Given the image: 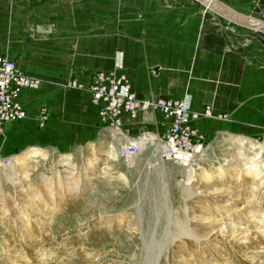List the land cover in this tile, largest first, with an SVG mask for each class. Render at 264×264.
Returning <instances> with one entry per match:
<instances>
[{"label":"rangeland","instance_id":"1","mask_svg":"<svg viewBox=\"0 0 264 264\" xmlns=\"http://www.w3.org/2000/svg\"><path fill=\"white\" fill-rule=\"evenodd\" d=\"M127 1L99 0L96 11L94 6L78 10L76 18L82 16L84 25L88 17L100 26L111 25L123 17ZM217 2L264 20V3L243 7ZM166 5L210 15V29L201 14L180 18L177 30L181 33L190 21L189 42L197 46L212 36L215 46L233 55L242 38L247 54L264 52L263 28L248 29L245 22L195 0H167ZM124 28L118 26L119 34ZM117 55L121 62L123 55ZM261 73L263 62L243 60L237 70L222 67L212 82L196 83L223 105L217 114L211 101L203 103L202 112L195 109L200 115L195 122H203L199 128L192 125L201 149L188 166L164 158L156 132L144 127L127 141L126 131L113 137L100 130L97 139L82 145L68 132L67 147L39 137L15 153L6 129L11 122L1 124L0 207L6 208L0 210V264H264V115L236 120L234 113L238 100L246 111L251 100L264 96ZM28 78L40 87L44 81ZM68 83L61 86L86 92ZM39 116L42 133L47 109ZM136 143L141 144L127 150ZM254 165L258 177L247 171ZM190 169L194 175L188 180Z\"/></svg>","mask_w":264,"mask_h":264},{"label":"crops","instance_id":"2","mask_svg":"<svg viewBox=\"0 0 264 264\" xmlns=\"http://www.w3.org/2000/svg\"><path fill=\"white\" fill-rule=\"evenodd\" d=\"M228 1L243 7L264 3V0ZM98 2L0 0V56L15 61L22 74L44 80L38 90L25 91L20 97V103L27 112L25 121L6 125V129H10L7 134L12 139L9 147L11 152L19 153L25 144L31 140L35 142L39 137L47 142L52 141L50 144L54 146L67 147L68 132L73 133L74 141H82L81 145L89 139H97L100 130L113 137L126 131V141L134 137V131L139 127L156 132L161 141L166 135L168 122L158 112L140 113L136 120L124 115L119 132L105 127L89 93L61 86L72 78L88 85L91 75L95 73L125 75L138 99H190L191 109H197L196 112H202L203 103L211 101L217 114L223 105L221 100L207 95L204 87L196 83L212 82L222 67L226 72L234 67L237 70L238 61L264 63V52L259 55L247 54L243 49L242 38L240 42H235L236 46L239 44L236 53L228 55V52L212 43L215 41L212 36L198 46L189 42L191 33L187 30H190V21L186 27L183 25L181 33L177 30L180 18L193 19L201 15L202 21L205 17L209 25L205 28L210 29L214 21L206 12L201 14V11L196 12L191 7L168 8L167 0H128L126 3L129 7L122 13L123 17L114 20L111 25L100 26L91 17H88L90 19L84 25L82 16L76 18L78 10L82 13L94 6L96 11ZM118 26L125 27L120 34ZM237 33L242 36L240 29H235V35ZM51 35L53 41H50ZM116 52L124 55V66L118 72H113L119 61ZM247 74H253L252 68ZM261 82L264 85V73H261ZM255 98L250 99L246 111L243 105L238 106L242 100L236 102V120L244 115L247 119L264 115L260 106H264V96ZM42 109H47L48 121L42 133H38L39 113ZM199 122H195L194 126L199 128L203 123ZM127 130L133 131L129 133Z\"/></svg>","mask_w":264,"mask_h":264},{"label":"built area","instance_id":"3","mask_svg":"<svg viewBox=\"0 0 264 264\" xmlns=\"http://www.w3.org/2000/svg\"><path fill=\"white\" fill-rule=\"evenodd\" d=\"M67 85L88 92L98 108L101 123L116 132L122 129L124 115L135 120L143 112L161 113L168 122L167 133L161 141L166 147L162 152L167 160H175L177 154L191 157L201 149L192 126L200 115L191 109L190 99H138L128 80L114 73H95L88 85L78 82V79ZM38 88L39 83L21 74L15 61L0 57V127L7 122L26 119L27 112L20 103V97L25 91ZM127 150L122 152L123 158H127Z\"/></svg>","mask_w":264,"mask_h":264},{"label":"bare ground","instance_id":"4","mask_svg":"<svg viewBox=\"0 0 264 264\" xmlns=\"http://www.w3.org/2000/svg\"><path fill=\"white\" fill-rule=\"evenodd\" d=\"M204 1H208V2H214V3H216L217 2V0H204ZM205 7V6H204ZM226 16H228V18L230 19V18H233V17H231L230 15H228V14H226ZM238 21V20H237ZM250 25H253L254 27H256L257 29L258 28H263L264 29V26H262V25H260V24H257V23H255V22H248ZM123 57H124V55H123ZM124 58H122V60H121V62L120 61H118V65H116V66H114V68H113V70L114 71H116V72H118V69H122L123 68V66H124ZM141 143H136V144H132V145H130L128 148H135V147H137V146H139ZM166 149V147L164 146L163 147V151ZM175 160L178 162V163H180L181 165H185V166H188V164L190 163L191 164V160H192V158L190 157V156H185V155H182V154H177L176 156H175ZM263 163V162H262ZM255 169H257L258 170V166L257 165H254L253 167H251L250 169H248L247 171H249V172H254V174L256 173L257 175H256V177H258L260 174H258V171H255ZM188 173V180H191L192 179V177H193V169H190L189 170V172H187ZM1 209L0 210H4L5 208H6V206L3 204V206H1L0 207ZM219 228H220V231L221 232H223L224 231V229H223V227L220 225V226H218ZM225 227V226H224ZM190 229V228H189ZM28 230V229H27ZM191 230V229H190ZM213 231V230H212ZM191 233V232H190ZM224 233V232H223ZM227 234V233H226ZM225 234V235H226ZM209 237V236H208ZM230 237H234V238H237V237H235V236H230ZM206 237H204V239H205ZM208 239V238H207ZM244 239H247L246 237H244ZM239 240V239H238ZM241 241V240H240Z\"/></svg>","mask_w":264,"mask_h":264},{"label":"water","instance_id":"5","mask_svg":"<svg viewBox=\"0 0 264 264\" xmlns=\"http://www.w3.org/2000/svg\"><path fill=\"white\" fill-rule=\"evenodd\" d=\"M195 1H197L201 5L205 6L207 9H217L219 11H223L224 13L230 15L231 17L239 20L241 23L245 22L246 27L248 29L255 30V31L257 29L253 25H250L248 22H255L257 24L264 26V20L256 19L252 16L245 15V14L238 12V11H236V10H234V9H232V8L222 4V3H219V2L214 3V2L204 1V0H195Z\"/></svg>","mask_w":264,"mask_h":264}]
</instances>
